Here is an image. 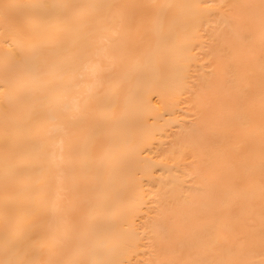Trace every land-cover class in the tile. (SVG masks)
<instances>
[{
	"label": "bare ground",
	"instance_id": "bare-ground-1",
	"mask_svg": "<svg viewBox=\"0 0 264 264\" xmlns=\"http://www.w3.org/2000/svg\"><path fill=\"white\" fill-rule=\"evenodd\" d=\"M0 264H264V0H0Z\"/></svg>",
	"mask_w": 264,
	"mask_h": 264
}]
</instances>
